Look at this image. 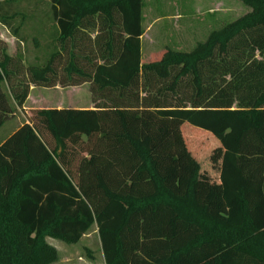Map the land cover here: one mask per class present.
Wrapping results in <instances>:
<instances>
[{
    "label": "trees",
    "instance_id": "1",
    "mask_svg": "<svg viewBox=\"0 0 264 264\" xmlns=\"http://www.w3.org/2000/svg\"><path fill=\"white\" fill-rule=\"evenodd\" d=\"M45 1L57 50L25 68L0 50V128L31 86H57L64 56L70 86L92 83L98 102L36 110L0 142V264H56L47 238L76 245L93 227L105 264H264V0L146 64L143 0ZM18 3L0 2L16 40ZM208 173L221 190L205 198Z\"/></svg>",
    "mask_w": 264,
    "mask_h": 264
},
{
    "label": "rangeland",
    "instance_id": "2",
    "mask_svg": "<svg viewBox=\"0 0 264 264\" xmlns=\"http://www.w3.org/2000/svg\"><path fill=\"white\" fill-rule=\"evenodd\" d=\"M18 5L13 6L14 11L26 13L27 19L23 25L21 39L16 40L10 32L0 24V50L6 49L7 54L14 58L21 56L18 62L21 68L27 67L29 64H42L49 56L57 50L53 36L58 33L57 25L53 21L50 10L51 4L45 0H19ZM205 6L215 5L217 0H145L147 19L144 22L145 37L143 41L142 63H148L151 58L162 52L165 47H169L179 52H191L199 43L205 42L212 31L220 30L224 26L236 21L245 14L240 13V7L247 8L237 0H219L228 6L224 13H216L215 16L205 12ZM165 4V7L163 6ZM198 5V6H197ZM197 13L195 14V9ZM168 11L170 15L181 14L188 15L195 19L196 34H174L171 32L163 33L166 24L163 23L164 15L161 13ZM240 13V14H239ZM154 23L153 28L150 24ZM20 24V18H17L13 25ZM171 26V24H170ZM169 29V26H168ZM96 33L92 32L90 37H85L88 43L89 38L93 40ZM36 41L38 44H36ZM68 64V57L64 56L56 66L57 70V86L53 88L31 86L29 97H31L26 105V109L16 111L14 115L9 117L5 125L0 128V142L11 133L14 126H18L28 120L34 111L51 108L55 105V101H59V109H69L72 106H93L95 107L98 94L92 92V83H80L77 86L70 84L79 83L68 79L64 68ZM48 102V103H47ZM98 102V101H97ZM54 107H57L55 105ZM61 107V108H60ZM194 133L201 135L200 130L192 128ZM202 132V131H201ZM202 137H205L204 133ZM207 157V156H206ZM211 161V157H209ZM197 166L199 172L204 167V162L198 161ZM193 167V166H192ZM202 172V171H201ZM210 173V172H209ZM208 173V175H209ZM209 176H214L210 174ZM201 185V184H200ZM221 190V187H218ZM47 242L55 247L64 263L61 264H104L103 255L100 249V240L96 227H93L90 233L85 236L79 244L67 245L63 241L47 238ZM92 254V257L90 256Z\"/></svg>",
    "mask_w": 264,
    "mask_h": 264
},
{
    "label": "crops",
    "instance_id": "3",
    "mask_svg": "<svg viewBox=\"0 0 264 264\" xmlns=\"http://www.w3.org/2000/svg\"><path fill=\"white\" fill-rule=\"evenodd\" d=\"M3 1H6V0H0V2H3ZM217 1L218 2L215 5H211L209 7L205 6V2L206 1L205 2L203 1L204 8L206 10L205 12H208V14H210L212 16H215L216 13H224L225 12L224 9L225 8L227 9L228 6H230V5L224 4L223 2H219V0H217ZM143 2H144V10H143V29H144V34H143V36L141 38V53H142V50H143V44L142 43L144 41L145 30H146L145 26H144V22H145V20L148 17L147 14H146V11H145L146 2H145V0H143ZM163 6L165 7V4ZM238 7L241 8V11H239L240 13H242V14L244 13L245 14L246 12H248V8H243V7H240V6H238ZM197 9H198V7L194 11L195 14L197 13ZM161 14L164 15V16L162 18H160V19H162V21H164L163 23L166 24V29H165V31L164 30L162 31L163 33L166 32V34H167V32H171L172 31L173 34L175 32H177L178 34H196V32H197L196 31V25H195L196 21H195V19L193 20L192 17H190L188 15H181V14H176V13H174L173 15H170L168 13V11H163ZM170 24H171V26H170ZM150 26H151V28H153L154 23H151ZM168 26H169V29H168ZM30 98L31 97H28V100L26 101L23 109H26V105H27V103H28ZM58 103H59L58 100L55 101V105H57V107H54L55 106L54 105L51 108H45V109L63 110V109H59V107H58L59 104ZM69 109L94 110L95 108L93 106L91 107L89 105L81 106V105H77L76 104L75 106H72ZM20 126H21V124L18 125V126H14L12 131H11V133L8 135V137L11 136L14 132H16ZM8 137H6V138H8ZM4 140H2L1 142H3ZM207 178L208 179L206 180V188H205V191H204V197L205 198H207V197L212 195L211 194L212 189L215 188V190H216V189H218V187H221L219 173L218 174L217 173L214 174L213 177L212 176H208ZM220 209H221L220 215L222 217L223 216L226 217L227 210L224 207V205L221 204L220 205ZM211 210L215 211V210H217V208H211ZM100 249H101V244H100ZM101 254L103 255L102 250H101ZM103 262L105 264L104 256H103ZM61 263H64V262L62 261V258H61L60 253H59V261L56 264H61Z\"/></svg>",
    "mask_w": 264,
    "mask_h": 264
}]
</instances>
